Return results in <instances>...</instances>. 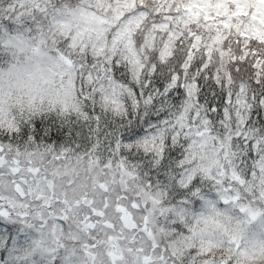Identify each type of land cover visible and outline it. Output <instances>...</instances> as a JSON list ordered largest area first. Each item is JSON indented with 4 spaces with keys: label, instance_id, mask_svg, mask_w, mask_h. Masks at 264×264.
Returning <instances> with one entry per match:
<instances>
[{
    "label": "snow or ice",
    "instance_id": "snow-or-ice-1",
    "mask_svg": "<svg viewBox=\"0 0 264 264\" xmlns=\"http://www.w3.org/2000/svg\"><path fill=\"white\" fill-rule=\"evenodd\" d=\"M0 264H264V0H0Z\"/></svg>",
    "mask_w": 264,
    "mask_h": 264
},
{
    "label": "trees",
    "instance_id": "trees-1",
    "mask_svg": "<svg viewBox=\"0 0 264 264\" xmlns=\"http://www.w3.org/2000/svg\"><path fill=\"white\" fill-rule=\"evenodd\" d=\"M0 227H3V225H2V224H0Z\"/></svg>",
    "mask_w": 264,
    "mask_h": 264
}]
</instances>
